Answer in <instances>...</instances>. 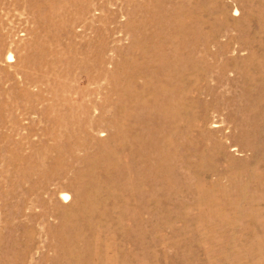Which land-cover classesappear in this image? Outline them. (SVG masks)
I'll return each instance as SVG.
<instances>
[{
  "label": "rangeland",
  "instance_id": "374dc122",
  "mask_svg": "<svg viewBox=\"0 0 264 264\" xmlns=\"http://www.w3.org/2000/svg\"><path fill=\"white\" fill-rule=\"evenodd\" d=\"M0 264H264V0H0Z\"/></svg>",
  "mask_w": 264,
  "mask_h": 264
},
{
  "label": "bare ground",
  "instance_id": "6f19581e",
  "mask_svg": "<svg viewBox=\"0 0 264 264\" xmlns=\"http://www.w3.org/2000/svg\"><path fill=\"white\" fill-rule=\"evenodd\" d=\"M62 197H63V199H66L67 200V196L66 195H63Z\"/></svg>",
  "mask_w": 264,
  "mask_h": 264
}]
</instances>
